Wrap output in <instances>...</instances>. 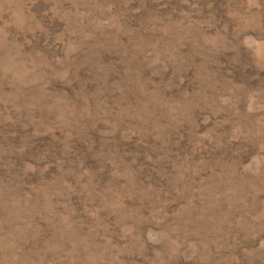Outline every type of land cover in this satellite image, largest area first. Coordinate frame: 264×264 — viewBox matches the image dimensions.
I'll return each mask as SVG.
<instances>
[{"label":"rangeland","instance_id":"1","mask_svg":"<svg viewBox=\"0 0 264 264\" xmlns=\"http://www.w3.org/2000/svg\"><path fill=\"white\" fill-rule=\"evenodd\" d=\"M0 264H264V0H0Z\"/></svg>","mask_w":264,"mask_h":264}]
</instances>
